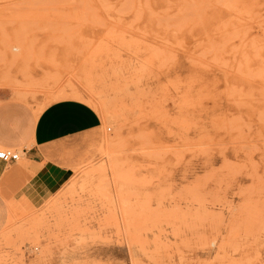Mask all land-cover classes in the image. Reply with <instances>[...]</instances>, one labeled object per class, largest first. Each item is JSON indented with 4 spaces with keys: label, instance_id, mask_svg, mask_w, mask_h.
Masks as SVG:
<instances>
[{
    "label": "rangeland",
    "instance_id": "1",
    "mask_svg": "<svg viewBox=\"0 0 264 264\" xmlns=\"http://www.w3.org/2000/svg\"><path fill=\"white\" fill-rule=\"evenodd\" d=\"M1 96L103 123L41 201L0 179V264H264V0H0Z\"/></svg>",
    "mask_w": 264,
    "mask_h": 264
},
{
    "label": "crops",
    "instance_id": "2",
    "mask_svg": "<svg viewBox=\"0 0 264 264\" xmlns=\"http://www.w3.org/2000/svg\"><path fill=\"white\" fill-rule=\"evenodd\" d=\"M0 102V146H20L23 164L0 159V179L14 178L16 191L32 203L59 189L86 158L85 146L102 130L100 112L75 97L51 101L37 114L20 102ZM24 148V149H22ZM8 164L16 165L6 171Z\"/></svg>",
    "mask_w": 264,
    "mask_h": 264
},
{
    "label": "built area",
    "instance_id": "3",
    "mask_svg": "<svg viewBox=\"0 0 264 264\" xmlns=\"http://www.w3.org/2000/svg\"><path fill=\"white\" fill-rule=\"evenodd\" d=\"M19 156L20 153L16 147L15 148L7 147V146L0 147V159L5 162L16 161L19 158Z\"/></svg>",
    "mask_w": 264,
    "mask_h": 264
},
{
    "label": "bare ground",
    "instance_id": "4",
    "mask_svg": "<svg viewBox=\"0 0 264 264\" xmlns=\"http://www.w3.org/2000/svg\"><path fill=\"white\" fill-rule=\"evenodd\" d=\"M220 3V2H219ZM194 4V3H193ZM133 5V4H132ZM146 5V4H145ZM183 7V6H182ZM186 7V6H185ZM128 9H129V7H128ZM186 9V8H185ZM123 11V10H122ZM191 11V10H190ZM184 12H186V11H184ZM192 12V11H191ZM183 13V12H182ZM156 15V14H155ZM150 16H152V15H150ZM182 16V15H181ZM180 16V17H181ZM185 17H186V15H185ZM185 19V18H184ZM90 21V20H89ZM118 22V21H117ZM100 24V23H99ZM128 26V25H127ZM244 34V33H243ZM256 57V56H255ZM165 64V63H164ZM248 67V66H247ZM249 68V67H248ZM258 71V70H257ZM256 73V72H255ZM22 153H24L23 152V150H20Z\"/></svg>",
    "mask_w": 264,
    "mask_h": 264
}]
</instances>
